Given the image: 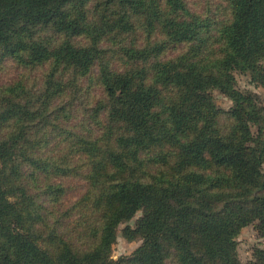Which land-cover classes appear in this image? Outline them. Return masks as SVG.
<instances>
[{"label":"trees","instance_id":"obj_1","mask_svg":"<svg viewBox=\"0 0 264 264\" xmlns=\"http://www.w3.org/2000/svg\"><path fill=\"white\" fill-rule=\"evenodd\" d=\"M222 1L215 20L212 0H0V70L19 71L0 84V264H240V231L264 235V108L233 72L264 88V0ZM84 79L103 93L76 120ZM72 178L85 191L66 206ZM141 210L143 246L113 261Z\"/></svg>","mask_w":264,"mask_h":264},{"label":"rangeland","instance_id":"obj_2","mask_svg":"<svg viewBox=\"0 0 264 264\" xmlns=\"http://www.w3.org/2000/svg\"><path fill=\"white\" fill-rule=\"evenodd\" d=\"M192 2V9H201V7L204 6L206 3V0H191ZM212 6L214 8L212 9V13L210 14V17L214 18L215 20H222L223 19V13L222 9L224 7V3L222 0H212ZM211 31L208 33L213 36V38H209L210 41H213L214 38H216V28L210 29ZM138 36L142 37V33L137 34ZM217 46L214 45L213 50H215ZM181 52V48H175V47H168L167 49V55L171 57H176ZM110 54V52H109ZM110 64L109 68H106L107 70L113 71L117 69H121L124 65L121 63V61H118L115 57V54L111 52V58H110ZM10 66L0 70V84L4 82H8L12 78L16 77L19 73L18 69H16L13 65L9 64ZM153 62H146L144 64H138L130 67L132 72H134L136 69L145 71L148 76H150V69L152 68ZM264 65V62L262 63ZM105 66H103L104 68ZM32 78L35 76L40 75L39 72H33L30 74ZM233 76L236 80V89H238L242 93L252 92L254 93L259 102V107L264 108V88L258 87L255 83H252L251 77L249 74H243L238 71L233 72ZM84 84V87L82 90L84 92H81L79 95H76L72 102L74 103V110L75 115L74 118L76 120H82L83 117L89 118V115H92V109L94 105V101H97L98 99L102 98L103 93L99 91L100 85L97 84L96 81H93L92 83L86 82L85 79L82 81ZM167 97H172L173 92H168L166 94ZM70 96L67 95L64 99H58L54 106V108H57L58 113L62 112V107H64L67 104V100ZM71 98H73V93L71 94ZM70 98V100H71ZM214 98L215 103L217 107L221 110H224L226 112L230 111L233 107V102L226 97L224 94L220 93L219 91H214ZM78 99V101H77ZM82 102V104H80ZM77 104V106H76ZM80 104V105H79ZM71 105V103H69ZM79 105V107H78ZM79 108V110H78ZM52 109V108H51ZM78 110V113H77ZM220 119V127L224 129H228V131L231 130L233 123L225 116L221 117ZM58 124V123H57ZM56 125V123H55ZM60 126V125H59ZM50 127V126H49ZM52 128V127H51ZM61 129L57 127V132ZM253 135L256 134L257 128L252 127ZM66 135V134H65ZM26 159H29L27 154H24ZM23 159V157H22ZM30 161V160H26ZM23 172L26 173L28 170L27 163L23 166ZM67 187H68V195H67V204H73L78 196L83 193L85 183L80 178H72L70 180H67ZM28 193L34 194L32 190H27ZM145 213L143 210L139 211L134 218H132L130 221L125 222L118 226L116 229V240L113 244L112 250H111V259L115 262L120 261L123 258L126 259H132L136 253V251L143 246L144 239L140 235V233L136 232L138 229V226L140 222L144 219ZM260 251H264V235H262L257 229L255 224H251L245 228H243L238 236L235 238V258L237 261H239L240 264H250L255 263L258 259V254ZM175 258V252L173 249L169 250L168 254V263H173ZM126 264H134L132 262L126 261Z\"/></svg>","mask_w":264,"mask_h":264}]
</instances>
